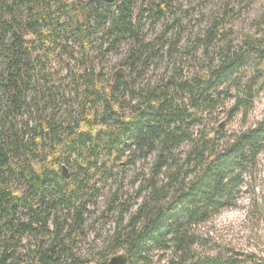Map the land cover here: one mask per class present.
Masks as SVG:
<instances>
[{"label":"trees","instance_id":"16d2710c","mask_svg":"<svg viewBox=\"0 0 264 264\" xmlns=\"http://www.w3.org/2000/svg\"><path fill=\"white\" fill-rule=\"evenodd\" d=\"M168 7L165 0L146 6L138 0H0V264H87L78 248L83 215L97 191L85 190L89 172L100 170L99 181L117 175L115 160L125 151L153 153L158 168L138 187L141 201L134 210L118 203L116 193L107 206L105 213L116 210L118 218L105 248L122 249L123 264H264L252 253L197 256V236L190 230L231 205L235 188L243 176L253 175L264 151V118L222 144L218 128L198 139L190 131L202 113L220 111L224 99H233L229 117L252 108L261 72L248 78L242 70L251 59H264V38L225 44L202 74L174 69L137 87L148 61L158 59L164 46L163 41L142 45V18L147 13L155 23ZM98 35L96 61L88 48ZM123 40L128 49L119 66L128 78L101 81L99 63ZM211 40L206 33L207 49ZM56 51V57L66 53L78 64L66 73L68 85L56 68L39 72L40 62L53 60ZM66 87L73 97L64 101L76 104L70 120L56 109ZM189 139L191 166L181 175L180 168H170L158 182L154 175L165 165L164 155ZM72 155L78 160L73 172L62 163ZM257 205L254 198L250 213ZM26 237L25 251L17 252ZM155 249L168 254L154 261ZM94 264H108V258Z\"/></svg>","mask_w":264,"mask_h":264},{"label":"rangeland","instance_id":"374dc122","mask_svg":"<svg viewBox=\"0 0 264 264\" xmlns=\"http://www.w3.org/2000/svg\"><path fill=\"white\" fill-rule=\"evenodd\" d=\"M149 1L161 0H138V3L146 6ZM165 1L169 5L167 13L160 16L155 23L147 13L142 18L139 31L142 45L146 42L160 45L163 41L164 46L159 51L158 59L148 61L142 76L136 80L137 87L145 86L148 82L159 81L174 69L177 73L187 76L202 74L204 67L212 60V56H216L219 48L224 47L225 44L237 46L246 39L264 38V0ZM206 33H211L212 36L208 49L204 44ZM97 38H93L92 45L88 48L89 54L96 61L100 58L99 35ZM127 49L128 42L123 40L114 50L108 52L102 64L99 63L98 69L102 67L103 70L101 81L110 79L112 72L126 55ZM74 50L73 56L79 52L77 46ZM54 53L53 60L40 62L39 72L43 74L51 68H56L59 72L58 78L63 84L68 85L71 78L66 73L69 75L70 69L78 68V64L71 55L65 53L56 57L57 51ZM148 53L147 50L143 57ZM78 70L82 71L80 67ZM256 70L261 72V77L254 86L255 97L252 108L245 115L241 110L238 114L229 117L227 111L231 108L233 99H224L220 111L202 113L199 123L190 129L192 138L198 139L204 133L212 136L214 128H217L221 121H225L222 130L224 137L220 140L222 144L231 136L254 126L264 118V59L257 57L251 59L242 71L249 78L255 74ZM233 88L231 92L234 93ZM61 92L64 93V97L59 94L60 96L56 98L57 113L60 118L70 120L76 104L73 106L72 103L67 104L64 98L73 97V91L66 87ZM125 97L127 100V95ZM75 114L76 112L73 113ZM25 116L30 115L25 114ZM190 147L189 139L165 154V165L161 166V171H157L154 178L158 182L165 180L170 168H180L179 175H181L192 164V162L188 164L187 161ZM100 160L99 157L97 164H100ZM115 162L118 165L116 168L118 173L106 181L104 179L99 181L100 170L92 169L89 172L88 189L85 188V190L91 193L92 189L97 188V191L94 197H90L84 212V223L81 225L83 234L80 235L78 248L81 257L89 259L87 264L101 262L106 258L109 260L114 254L123 252L122 249L114 250L111 246L105 248L110 242V236L118 218L116 210L105 213L107 206L111 205L113 194L116 193L119 195L118 203L128 205V211L134 210L141 201L137 192L138 187L156 171L153 168H158L155 167L156 160L153 153L139 156L135 152L132 156V151H125ZM62 163L68 165L73 172L77 168L78 160L72 155ZM109 165L110 162H107L104 167ZM254 168L256 169L253 175L243 176L242 182L235 188L230 206L221 208L205 222L190 227L198 240L193 247L197 256L233 251L252 253L256 263L264 260V151L258 156ZM254 198L259 205L250 213ZM128 211L123 215L124 218L128 216ZM103 212L105 214L102 216ZM29 240L28 237L24 238L17 252H24L26 247H23V244L28 245ZM162 254L168 253L158 249L151 251L154 261Z\"/></svg>","mask_w":264,"mask_h":264},{"label":"water","instance_id":"95a60500","mask_svg":"<svg viewBox=\"0 0 264 264\" xmlns=\"http://www.w3.org/2000/svg\"><path fill=\"white\" fill-rule=\"evenodd\" d=\"M104 1L107 3H112L119 0H104ZM120 76H125V78H128V70L124 66H119L118 68L115 69V71L111 75L110 83L113 84L114 81ZM224 126H225V121H221L218 124L217 128L218 130L222 131L224 129ZM61 172L64 177L69 176L68 168L65 165H62ZM125 260H126V253L120 252L111 256L108 260V264H123Z\"/></svg>","mask_w":264,"mask_h":264}]
</instances>
